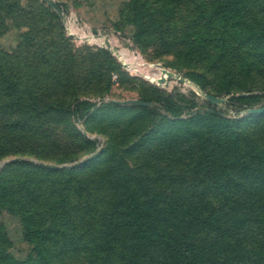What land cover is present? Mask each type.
Returning <instances> with one entry per match:
<instances>
[{
    "label": "rangeland",
    "instance_id": "374dc122",
    "mask_svg": "<svg viewBox=\"0 0 264 264\" xmlns=\"http://www.w3.org/2000/svg\"><path fill=\"white\" fill-rule=\"evenodd\" d=\"M158 69L180 80L163 73L167 83L160 85ZM263 107L264 0H0V184L5 179L10 193L19 192L18 165L46 168L50 174H39L45 181L38 188L43 183L75 208L81 235L92 231L99 239L108 220L105 192L91 187V171L110 154L127 148L128 165L157 193H188L204 184L199 191L217 195L210 180L216 173L204 165L195 132H207L218 163L235 133L245 154L252 143L264 154V115L247 112ZM177 108L185 109L179 118L170 113ZM248 159L256 171L247 175L264 178L261 160ZM257 183L242 181L230 192L264 191ZM9 199L0 188V243L12 244L0 245V254L23 262L30 247L20 217L2 207ZM164 215L167 238L188 242L173 215ZM121 232L112 240L125 250L132 239L130 230Z\"/></svg>",
    "mask_w": 264,
    "mask_h": 264
},
{
    "label": "trees",
    "instance_id": "16d2710c",
    "mask_svg": "<svg viewBox=\"0 0 264 264\" xmlns=\"http://www.w3.org/2000/svg\"><path fill=\"white\" fill-rule=\"evenodd\" d=\"M171 98H161L159 102ZM170 113L179 118L185 114V109H172ZM195 133L204 152V165L216 173L210 180L218 186L219 193L211 195L206 190L199 191V187L204 188V184L195 186V190H189L188 193H157L136 168L128 165L125 157L127 148H121L116 157L110 154L101 167H93L91 171L94 177L91 187L95 192L97 188L98 192L101 189L102 193L105 192L102 196L107 199L108 222L105 221L101 226L103 232L99 239L91 238L95 233L92 231L83 235L78 233L77 224L75 226L73 223L78 212L72 209L61 193L57 195L59 193L42 186L43 183L38 188V182L45 181L42 178L50 174L45 172L46 168L31 163L18 165L22 168L16 174L20 179L17 184L19 192L10 193L3 179L0 188L10 196V202L2 204V207L20 217L24 242L30 247V253L21 262L8 252H3L0 261L5 264H77L81 259L83 264H161L159 261L162 259L164 264H235L237 261L240 264H264V191L259 189L258 192L240 195L230 192L231 188L239 187L242 181L253 185L259 184L257 182L264 184V178L253 179L247 175V172L256 171L248 156L252 155L254 160L259 158L264 164V154L254 143L245 154L240 134L235 133L231 141L224 142V160L218 163L214 158L213 141L207 132ZM77 169L69 172L70 181L79 172ZM233 171L237 172L238 177L231 176ZM39 174L44 175L41 178ZM208 175L206 173L205 177ZM175 180H169L171 185L174 184L172 187L176 186ZM15 197H19L21 203ZM212 201L227 203V207L212 209ZM236 202L246 206L236 208L233 206ZM91 207L96 210V202L91 203ZM165 213L173 215V220L179 224L177 229L188 235L185 238L189 239L188 242L185 243L182 238L179 244L167 238ZM131 221L148 224L133 225ZM124 229L130 230L132 241L122 250L112 238L120 235ZM201 237L210 239L202 240ZM0 245L7 250L12 247L8 239ZM151 246H155L156 253L150 252ZM160 249H165L172 258H163ZM117 252L125 254L118 256Z\"/></svg>",
    "mask_w": 264,
    "mask_h": 264
},
{
    "label": "water",
    "instance_id": "95a60500",
    "mask_svg": "<svg viewBox=\"0 0 264 264\" xmlns=\"http://www.w3.org/2000/svg\"><path fill=\"white\" fill-rule=\"evenodd\" d=\"M48 3L50 4V6H51L52 8H54V9L57 10L58 12L60 11L59 8H58V6H57L55 3L51 2V1H49ZM162 70H163V73L166 74L168 77H170V78H177L173 73L168 72V71H166V70H164V69H162ZM177 79L180 80V78H177ZM166 81H167L166 79H165V80H160L159 83H160V85H163V84H166V83H167ZM209 99H210V100H215V99L212 98V97H209ZM132 103L135 104V105H139V106H146V104L141 103V102L133 101ZM247 112H248V114H250V115H252V114H253V115H256V114H263V113H264V107L261 108V109H253V110H249V111H247Z\"/></svg>",
    "mask_w": 264,
    "mask_h": 264
},
{
    "label": "bare ground",
    "instance_id": "6f19581e",
    "mask_svg": "<svg viewBox=\"0 0 264 264\" xmlns=\"http://www.w3.org/2000/svg\"><path fill=\"white\" fill-rule=\"evenodd\" d=\"M127 59V58H126ZM128 60V59H127ZM128 62H129V60H128ZM130 63V62H129ZM130 65H131V63H130ZM163 70H161V69H158V72H157V77H159V79H160V77H161V75L163 74V72H162ZM167 76V75H166ZM164 77V76H163ZM158 79V80H159ZM166 78H161L160 80H165ZM160 80H159V82H160Z\"/></svg>",
    "mask_w": 264,
    "mask_h": 264
}]
</instances>
